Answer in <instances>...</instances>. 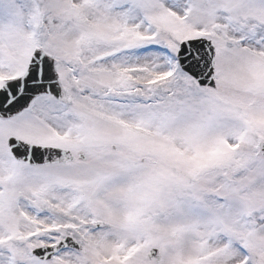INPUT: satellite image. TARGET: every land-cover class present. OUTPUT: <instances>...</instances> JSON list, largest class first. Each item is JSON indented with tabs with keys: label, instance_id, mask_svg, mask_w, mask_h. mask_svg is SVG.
I'll use <instances>...</instances> for the list:
<instances>
[{
	"label": "snow or ice",
	"instance_id": "obj_1",
	"mask_svg": "<svg viewBox=\"0 0 264 264\" xmlns=\"http://www.w3.org/2000/svg\"><path fill=\"white\" fill-rule=\"evenodd\" d=\"M0 264H264V0H0Z\"/></svg>",
	"mask_w": 264,
	"mask_h": 264
}]
</instances>
